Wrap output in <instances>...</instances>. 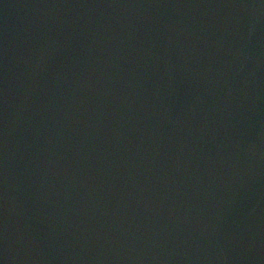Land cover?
Segmentation results:
<instances>
[{"label": "water", "instance_id": "95a60500", "mask_svg": "<svg viewBox=\"0 0 264 264\" xmlns=\"http://www.w3.org/2000/svg\"><path fill=\"white\" fill-rule=\"evenodd\" d=\"M0 264H264V0H0Z\"/></svg>", "mask_w": 264, "mask_h": 264}]
</instances>
